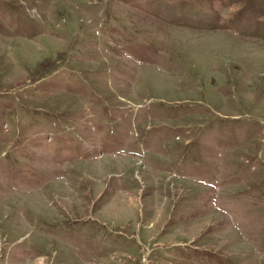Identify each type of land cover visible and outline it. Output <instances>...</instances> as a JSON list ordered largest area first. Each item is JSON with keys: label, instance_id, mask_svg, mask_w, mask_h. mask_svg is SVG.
<instances>
[{"label": "rangeland", "instance_id": "374dc122", "mask_svg": "<svg viewBox=\"0 0 264 264\" xmlns=\"http://www.w3.org/2000/svg\"><path fill=\"white\" fill-rule=\"evenodd\" d=\"M0 264H264V0H0Z\"/></svg>", "mask_w": 264, "mask_h": 264}]
</instances>
